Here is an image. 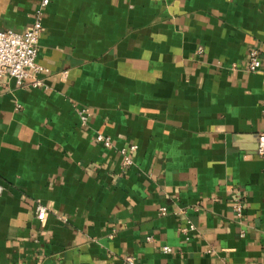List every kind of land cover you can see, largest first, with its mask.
I'll return each instance as SVG.
<instances>
[{
    "label": "crops",
    "instance_id": "obj_1",
    "mask_svg": "<svg viewBox=\"0 0 264 264\" xmlns=\"http://www.w3.org/2000/svg\"><path fill=\"white\" fill-rule=\"evenodd\" d=\"M40 1L0 0V31ZM40 22L43 85L0 81V264H261L264 0H47Z\"/></svg>",
    "mask_w": 264,
    "mask_h": 264
},
{
    "label": "built area",
    "instance_id": "obj_2",
    "mask_svg": "<svg viewBox=\"0 0 264 264\" xmlns=\"http://www.w3.org/2000/svg\"><path fill=\"white\" fill-rule=\"evenodd\" d=\"M47 0H41L34 11L31 24L21 32L12 30L0 31V81L5 83L12 80L16 87L37 88L43 84V79L39 77L46 72V69L35 62L37 52V39L41 30V14L46 6ZM199 50V49H198ZM260 62L258 53L255 49H250L247 53L244 69L247 72H254L259 69ZM76 115L79 123L84 125L89 116L86 108H77ZM94 142L104 148H110V140L108 137L95 134ZM135 145H127L117 149L120 159L121 168H127L132 165L131 155L135 151ZM257 153L264 155V133L259 134V142ZM1 192V187H0ZM231 210L233 216L239 219L242 215V203L236 197L231 202ZM164 208H159V212L163 214ZM47 210L42 205L35 206V219L42 225L46 217ZM193 226L187 223L185 229L181 232L192 231ZM150 238H147L149 240ZM163 252H169V248L163 247ZM123 264H135L133 257L127 256L123 258ZM261 264H264V253Z\"/></svg>",
    "mask_w": 264,
    "mask_h": 264
}]
</instances>
